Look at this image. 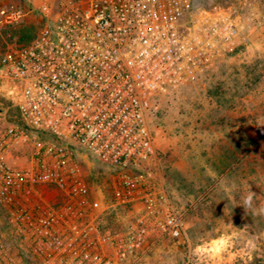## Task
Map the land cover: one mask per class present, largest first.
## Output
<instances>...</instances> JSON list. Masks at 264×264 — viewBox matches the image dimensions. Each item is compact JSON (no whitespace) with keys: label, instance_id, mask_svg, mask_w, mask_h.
I'll return each mask as SVG.
<instances>
[{"label":"built area","instance_id":"2783aa9c","mask_svg":"<svg viewBox=\"0 0 264 264\" xmlns=\"http://www.w3.org/2000/svg\"><path fill=\"white\" fill-rule=\"evenodd\" d=\"M27 2L0 8V26L33 10L43 21L0 62L23 121L0 132V205L20 244L11 249L0 232V264H142L151 243L186 230L157 165L149 113L162 93L238 52V17L192 0ZM19 146L28 158L11 163ZM81 152L110 168V200ZM117 207L133 213L126 226L104 221Z\"/></svg>","mask_w":264,"mask_h":264},{"label":"rangeland","instance_id":"374dc122","mask_svg":"<svg viewBox=\"0 0 264 264\" xmlns=\"http://www.w3.org/2000/svg\"><path fill=\"white\" fill-rule=\"evenodd\" d=\"M192 3L195 8L229 6L238 17L243 43L209 74L162 93L159 108L149 113L160 172L172 168L182 187L178 198H171L184 212L186 230L151 243L142 264H264V16L255 14L264 0ZM10 5L28 2L0 0V8ZM42 24L40 12L33 10L19 23L0 26V62L9 48L30 42ZM8 85L0 79V132L23 122ZM157 134L173 137L169 149L157 145ZM230 150L238 152L233 158L237 165L225 177L224 157ZM79 156L91 184L110 200V168L82 152ZM248 193L253 199L246 208ZM9 219L0 205V232L11 249L19 250ZM132 219L130 210L117 207L109 209L104 221L120 227Z\"/></svg>","mask_w":264,"mask_h":264},{"label":"crops","instance_id":"0c3cea01","mask_svg":"<svg viewBox=\"0 0 264 264\" xmlns=\"http://www.w3.org/2000/svg\"><path fill=\"white\" fill-rule=\"evenodd\" d=\"M255 14L262 15L264 16V6L260 5L256 8ZM264 29V25L261 27V29ZM239 51V50H238ZM239 55V53H238ZM239 68V67H238ZM173 142V137L169 136L168 138H162L161 134H157V145L162 148V149H169L171 146H169L170 143ZM29 150L28 148L24 147H18L13 150L11 157H10V162L11 163H23L26 162L28 158ZM238 155V152L235 150H230L227 151L225 155V163L224 166L227 168L224 171V176L226 177L227 175L231 174L235 170V166L237 165V161H235L233 158H236ZM234 160V161H233ZM170 161V160H169ZM178 165V164H176ZM179 166H177L176 169ZM177 172H172V168H169L168 170H161V175L164 179L165 184H167L169 193L172 198H178V193L182 191L181 184L177 182ZM174 202V201H173Z\"/></svg>","mask_w":264,"mask_h":264},{"label":"clouds","instance_id":"9594fccd","mask_svg":"<svg viewBox=\"0 0 264 264\" xmlns=\"http://www.w3.org/2000/svg\"><path fill=\"white\" fill-rule=\"evenodd\" d=\"M252 199H253V193H248V194L244 197L243 202H244V206H245L246 208L251 207ZM261 211H264V208H262ZM218 243L221 244V245H223V244L226 243V241H225V240H220Z\"/></svg>","mask_w":264,"mask_h":264},{"label":"trees","instance_id":"16d2710c","mask_svg":"<svg viewBox=\"0 0 264 264\" xmlns=\"http://www.w3.org/2000/svg\"><path fill=\"white\" fill-rule=\"evenodd\" d=\"M36 36V35H35ZM34 35L33 36H30L31 37V40L35 37Z\"/></svg>","mask_w":264,"mask_h":264}]
</instances>
